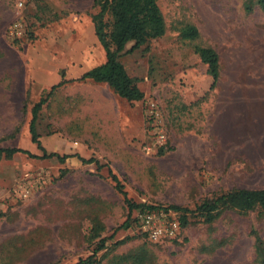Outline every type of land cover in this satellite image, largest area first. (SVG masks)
<instances>
[{
	"label": "rangeland",
	"instance_id": "1",
	"mask_svg": "<svg viewBox=\"0 0 264 264\" xmlns=\"http://www.w3.org/2000/svg\"><path fill=\"white\" fill-rule=\"evenodd\" d=\"M244 2L157 0L164 34L117 60L137 81L139 102L121 101L91 82L52 92L37 113L39 143L47 153L76 156L62 163L22 153L0 157V264H73L107 236L96 264H112L139 247L151 255L149 264H256L252 231L264 243V213L226 210L207 223L192 211L234 188L264 189V15L245 13ZM92 5L36 0L25 12L30 34L13 44L6 37L10 1L0 0V147L40 155L27 129L31 106L61 71L68 81L103 64ZM186 25L197 29L195 42L178 38ZM193 46L217 54L219 76L210 92ZM149 104L163 147L150 141ZM107 168L139 207L127 212ZM141 205L180 208L175 214L186 221L179 236L154 243L132 222L120 228Z\"/></svg>",
	"mask_w": 264,
	"mask_h": 264
},
{
	"label": "trees",
	"instance_id": "2",
	"mask_svg": "<svg viewBox=\"0 0 264 264\" xmlns=\"http://www.w3.org/2000/svg\"><path fill=\"white\" fill-rule=\"evenodd\" d=\"M92 3L96 13L90 17V20L93 36L104 52L103 64L91 68L68 81L64 80V73L61 71L59 81L51 86L47 93L41 94L37 102L31 106L27 129L30 142L41 150L40 155L32 154L22 148L0 147V157L7 158L22 153L31 158L54 157L58 162L62 163L63 160L76 156V154L60 156L55 152H45L39 143V136L36 132L37 113L41 106L46 104L52 92L58 87L71 84V82H91L107 86L114 96L127 103L139 102L142 100L143 95L136 85L137 81L126 74L123 66H121L117 60L123 54L131 53L144 45L147 41L157 39L164 34V23L160 11H158L157 8V0H92ZM242 9L245 13H250L253 9H257L264 15V0H245ZM198 36L197 29L191 25L184 26L178 32V38L181 41L195 42ZM126 46H129L128 49H126ZM193 53L196 55L197 60L206 68V75L211 80L208 87V92H210L215 89L219 76L217 54L213 49L201 46H193ZM160 151L162 150L159 149V152ZM77 159L81 164L92 163L97 169L103 166L93 158L83 159L77 157ZM107 173L111 182L114 184V190L123 197V200L127 204V212L133 208L139 207V205L133 204L127 199L118 179L111 173L109 168H107ZM155 208L161 207L150 205L142 207L141 205V208L138 210ZM179 209L180 208L176 206L165 209L161 208L163 211H170L173 213ZM226 210H233L240 214L255 211L262 215L264 213V189L234 188L215 198L204 199L196 205L192 211L196 215L202 217L203 221L210 223ZM177 216L180 227H183L186 218L183 215ZM133 221V217H131L130 220L126 218L120 228L124 229L128 227L130 222L133 224ZM140 235L142 236V234ZM252 235L253 259L256 264H264L263 240L255 230L252 231ZM94 237L98 236L93 234L91 238ZM109 239L111 240L112 236L98 238L95 241L92 254L82 259H76L73 264H96L94 258L95 252L106 249L110 244H108ZM122 243L123 241H118L112 245L118 246ZM151 258L146 248L139 247L125 255L113 257L112 264H149Z\"/></svg>",
	"mask_w": 264,
	"mask_h": 264
},
{
	"label": "built area",
	"instance_id": "3",
	"mask_svg": "<svg viewBox=\"0 0 264 264\" xmlns=\"http://www.w3.org/2000/svg\"><path fill=\"white\" fill-rule=\"evenodd\" d=\"M13 21L6 30V37L11 43L18 44L30 33L26 22V10L36 0H9ZM154 105L149 104L145 110L147 120L151 124L150 141L152 146H164L165 137L163 131L155 123L157 113L154 112ZM153 122V123H151ZM149 150V146L146 148ZM133 224L135 231L142 234L150 242H170L179 236L181 227L178 216L170 211H163L161 208L141 209L135 211Z\"/></svg>",
	"mask_w": 264,
	"mask_h": 264
},
{
	"label": "crops",
	"instance_id": "4",
	"mask_svg": "<svg viewBox=\"0 0 264 264\" xmlns=\"http://www.w3.org/2000/svg\"><path fill=\"white\" fill-rule=\"evenodd\" d=\"M94 68V67H93ZM86 72V71H85ZM81 75V74H80ZM99 85H103V84H99ZM120 100V99H119ZM122 101V100H121ZM133 103H135V102H133ZM70 158H72V157H70ZM68 159V158H67ZM80 163V162H79Z\"/></svg>",
	"mask_w": 264,
	"mask_h": 264
}]
</instances>
